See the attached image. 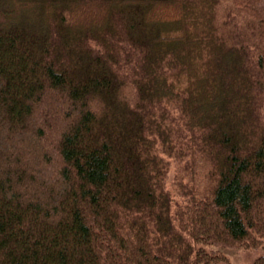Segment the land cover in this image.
<instances>
[{
    "label": "trees",
    "instance_id": "obj_1",
    "mask_svg": "<svg viewBox=\"0 0 264 264\" xmlns=\"http://www.w3.org/2000/svg\"><path fill=\"white\" fill-rule=\"evenodd\" d=\"M263 241L264 0H0V264Z\"/></svg>",
    "mask_w": 264,
    "mask_h": 264
},
{
    "label": "rangeland",
    "instance_id": "obj_2",
    "mask_svg": "<svg viewBox=\"0 0 264 264\" xmlns=\"http://www.w3.org/2000/svg\"><path fill=\"white\" fill-rule=\"evenodd\" d=\"M173 161H170L168 170V182L174 173ZM227 257V261H223L217 264H252V262L259 256L264 254V241L261 246L256 248H224L221 250Z\"/></svg>",
    "mask_w": 264,
    "mask_h": 264
}]
</instances>
